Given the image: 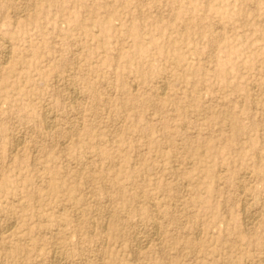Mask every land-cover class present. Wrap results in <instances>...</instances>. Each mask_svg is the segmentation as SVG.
Instances as JSON below:
<instances>
[{
    "label": "rangeland",
    "instance_id": "1",
    "mask_svg": "<svg viewBox=\"0 0 264 264\" xmlns=\"http://www.w3.org/2000/svg\"><path fill=\"white\" fill-rule=\"evenodd\" d=\"M55 263L264 264V0H0V264Z\"/></svg>",
    "mask_w": 264,
    "mask_h": 264
},
{
    "label": "bare ground",
    "instance_id": "2",
    "mask_svg": "<svg viewBox=\"0 0 264 264\" xmlns=\"http://www.w3.org/2000/svg\"><path fill=\"white\" fill-rule=\"evenodd\" d=\"M7 52V51H6ZM139 112H140V110H139ZM138 115H140V113L138 114ZM149 151V150H148ZM244 173V172H243ZM106 181H108V180H106ZM251 185V184H250ZM240 186V185H239ZM153 205V204H152ZM154 207V206H153ZM154 209V208H153ZM153 211V210H152ZM13 221V220H12ZM183 221V220H182ZM11 224V223H10ZM158 225V224H157ZM154 226H156L155 224H154ZM10 229V228H9ZM157 229V228H156ZM92 233V232H91ZM58 242H59V240H58ZM58 244V243H57ZM7 245H4V246H2L3 248H7L6 247ZM58 246H59V244H58ZM54 248V247H53ZM55 251V250H54ZM55 255V254H54ZM62 256V255H61ZM56 257H57V254H56ZM58 258V257H57ZM62 258V257H61ZM54 259V258H53ZM59 260V259H58ZM61 260H63V259H61ZM60 260V261H61ZM53 261V260H52ZM60 263V262H59ZM56 264V263H55ZM62 264V263H61Z\"/></svg>",
    "mask_w": 264,
    "mask_h": 264
}]
</instances>
